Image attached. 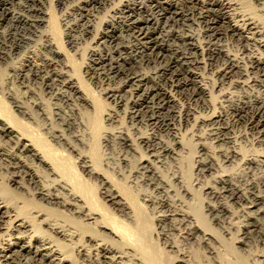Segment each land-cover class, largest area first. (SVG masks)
Here are the masks:
<instances>
[{
    "label": "rangeland",
    "instance_id": "obj_1",
    "mask_svg": "<svg viewBox=\"0 0 264 264\" xmlns=\"http://www.w3.org/2000/svg\"><path fill=\"white\" fill-rule=\"evenodd\" d=\"M42 1L45 6L36 0H0V108L7 113L12 112L13 118L29 125L24 130L38 144L41 143L39 146L43 147L40 148H44V153L48 154L60 174L57 178L63 177L107 221L115 223L134 242L143 258H146V264H174L183 253L188 260L184 264H229L231 260L240 264H264V163L244 160L246 155L264 154V135L260 133L264 130V124L262 126L258 121H252L253 111L259 109L261 104L256 102L254 107L249 105L258 95L264 98V69L255 67L252 60L259 48L231 34H216L215 31L223 32L226 29L223 22L212 26L198 18L200 11L209 14V22L221 19L219 6L194 5L188 0H144L141 5L140 2L134 5L130 0ZM241 1L245 10L264 22V0ZM167 2L173 6L168 7ZM42 7L51 13L49 19V16L45 17L47 22L38 27L39 30L43 29L42 34L11 15L16 12L34 20L39 14L35 10ZM151 14L160 18L164 27L154 29ZM37 18H40L39 15ZM147 18L150 21L145 22ZM65 21L75 23V34L81 35L79 37L83 40L76 49L70 45ZM88 22L93 25L94 33H107L99 43L93 41L94 35L77 33ZM168 32L171 35L168 36ZM47 35L53 36L64 57H69L70 72L80 79L93 99L92 105L80 101L73 90L64 84L59 74L64 69L66 71L65 67L63 69L64 59L56 58L46 47ZM144 45L147 49H143ZM144 72L161 75L162 79L165 78L162 83L168 89L174 88L173 93L184 106L196 107V113L189 119L191 121L185 118L186 122L182 123L180 132L184 145L177 148L180 150V153L176 150L178 155L165 148L176 143L172 129L164 121V118L173 117L170 112L172 107L158 111L155 108L158 98L148 99L142 106L134 105L141 98V92L133 91L134 79ZM177 80L186 85L173 87ZM203 82L212 87L211 98L198 89ZM148 84L153 85V82ZM111 88L119 89L117 98L105 94ZM9 92H14L27 103L33 112L32 120L29 119L31 122L19 115L8 98ZM239 99L247 106V111H239ZM114 108L118 116L113 121L108 120V114ZM219 114L222 117H215ZM227 121L233 126L228 131L236 132L239 137L235 144L223 138L227 129L219 130L228 126ZM53 132L67 135L72 144L91 158L103 177L109 179L113 187L117 186L115 188L126 198L135 212V219L122 215L107 200L102 179L81 168L76 151L71 146L57 143ZM81 134L84 141L78 139ZM125 134L134 139L135 149L121 139ZM0 141L15 151L16 145L12 140L0 137ZM233 149L238 154L228 155ZM0 159L6 171L1 172L4 179L15 173L20 178L23 176L27 188L30 186L29 192H19L5 182L6 185H0V194L17 203L24 214L40 204L47 205L30 194L37 184L25 174L26 168L22 170L23 164L18 162V165L17 160L8 153L0 154ZM179 175L183 176L184 182L176 178ZM51 178L54 176L49 181ZM61 190L60 193L64 194ZM254 203L257 204L255 210L249 209L250 204ZM174 204L191 212L189 214H196L201 229L213 235L212 246L219 255L202 240L201 233L192 234L194 220L184 217L183 211L169 207ZM213 206L216 210H211ZM59 210L54 213L56 216L53 215L59 222L69 220L68 225L81 229V232L83 230L84 234L92 232L91 228L71 218L67 210ZM246 224L251 225L250 233L246 231ZM235 238L242 239V242H237ZM59 242L70 256L77 257V245L63 240ZM166 242L176 246L177 251H169ZM79 263L86 264L81 260Z\"/></svg>",
    "mask_w": 264,
    "mask_h": 264
},
{
    "label": "bare ground",
    "instance_id": "obj_2",
    "mask_svg": "<svg viewBox=\"0 0 264 264\" xmlns=\"http://www.w3.org/2000/svg\"><path fill=\"white\" fill-rule=\"evenodd\" d=\"M36 1H38L39 3H42L43 5L45 4V3H43L42 0H36ZM106 1H105V3H106ZM130 1H132L134 5H136L137 2L138 3L140 2L139 3L140 5L144 4V0H130ZM130 1H129V3H130ZM151 1H153V0H151ZM258 1H261V0H258ZM59 2H62V1H59ZM156 2H157V0H156ZM159 2H162V1H159ZM188 2L194 3V5L195 4H201L203 6H212V7L219 6V9H220L219 12H220V18L221 19H217L214 22H209L210 20H207L209 17V14L208 13H202L200 11H199V17L198 18H200L201 20L208 21V24H212V26L214 24H218L220 22H223V24L226 25V27H225L226 29L223 32L215 31L216 34H221V35L222 34H224V35L231 34L232 37H238L239 39L245 40L248 43L251 42V44H254L259 49L264 50V22L259 20L256 16H254L253 13L248 12L247 9L245 10L244 9V3L241 0H188ZM102 3H104V2H102ZM138 3H137V5H138ZM167 4H168V7H169V5L173 6L171 3L167 2ZM150 5L151 4H149V6ZM66 6H68V4H66ZM84 7H86V6H84ZM35 8H36V6H35ZM43 8H46V7H42V9L37 8L35 10L37 13H39V14H36V16L38 17V15H39L40 18L36 17L34 20L25 18L22 15H19V13H17L18 14L17 15L16 12H12L11 15L14 18H18V19L20 18V20L24 21L25 23H28L29 26L34 28V30L36 32H38V33L40 32L42 34L43 32L41 30H43V29L40 28L41 30H39L38 27L47 22V20H45V17L49 16L48 19L51 17L50 11L43 9ZM118 10H116V11H118ZM68 13H69V11H68ZM151 15H152L151 20L153 21V25H154L153 28L154 29H156L157 27L158 28L164 27V26H161L160 18L154 16L153 14H151ZM114 17H116V16L114 15ZM114 17H113V19H115ZM7 19H8V17H7ZM10 19H12V18H10ZM10 19H9V21H10ZM4 20H6V19H4ZM148 21H150L149 18H147V20H145V22H148ZM65 22H66L65 23V26H66L65 29L67 30V36L69 38L70 45L72 48L76 49L81 45V42L83 41L81 39V37H79L81 35L78 36L75 34L76 27L73 25L75 23L72 24V22H67V21H65ZM88 23H85L83 26L81 25L82 27L80 29H78L77 33L80 32V34H85L88 36L94 35L93 41L95 43H99L100 39L103 36L107 35V33H105V31L100 32V33H99V31H95V33H94L93 30H95V29H94L93 25H91L90 23L88 24ZM222 25H220V26H222ZM9 27H11V26H9ZM32 28H30V30ZM43 28H45V27H43ZM114 31L115 30L113 29V32ZM145 32H147V31H145ZM101 33H102V35H101ZM119 35H118V37H119ZM169 35H171L170 32H168V36ZM31 37H33V36H31ZM52 37H51V35H49V36L47 35L45 45H46V47L48 46L50 48V50L53 53L52 55H54L56 58L58 57V59L59 58L64 59L63 69H64V67L66 68V71H64L65 69L62 70L61 72H59L58 69L56 71H58L60 76L63 78V79L62 78L61 79L64 81V84L66 86H69L73 90V92H74L73 94H75V96L77 95V98L80 101H83L88 105H92L93 99H91L90 96L85 91L82 82L80 81L79 78L76 77L75 74H73L72 71L70 72V69H69L70 61L68 59L69 57L68 56H67L68 58L64 57V55H65V54H63L64 52L62 51L60 46H58L59 44L58 45L56 44L57 42H55L54 38H52ZM22 38L26 39L25 37H22ZM39 39H40V36H39ZM27 42H29V41H27ZM16 43H17V41H16ZM45 45H44V47H45ZM163 45H164V43H163ZM20 47H21V45H20ZM142 47H143V49H145V48L147 49V47L145 45ZM259 49H258L257 55L255 54L252 57L253 65H255V67H260V68L264 69V56L262 55L264 51L263 52L259 51ZM77 51L78 50H76V52ZM256 51H257V48H256ZM53 59H55V58L53 57ZM28 60H30V59H27V61ZM50 60H49V62H50ZM235 62L238 63V61H235ZM33 63H34V65L36 64L34 61H33ZM50 63H52V62H50ZM36 65H37L36 68H39L38 64H36ZM36 72H37V70H36ZM90 75H92V74H90ZM96 77H98V76H96ZM47 78L49 79V77H47ZM136 78L137 79H134L135 81H134L133 91H135V93L141 92L140 93L141 98L136 100L134 102V105H138V106L141 105L142 106V104L147 102L148 99H152V100L155 99L156 100V98H158L159 99L157 102L158 106L155 107V108H157L158 111H161L163 109L165 110L166 107H172L170 112H171V114H173V117H170L168 119L164 118V121L167 122L168 127H170L172 129L176 143L173 145H166L165 148L167 149L168 152H171L173 154L178 155V153H180L179 152L180 150L178 151L179 145H184V141H183V138H182L181 132H180L182 123L186 122V121L184 122L185 118H186V120L191 121L189 119H190V117H192L191 115H194V112L196 111V109H195L196 107L193 108L191 106H188V107L184 106L182 104V102H180V100L177 98L176 94L173 93L172 89H174V88L168 89L165 86L166 84L162 83V81L165 78L163 77L164 79H162V76L157 74V73L151 74L149 72H144V74H141L140 76H138ZM41 79H43V78L41 77ZM97 80H95V82ZM203 80H204V78H203ZM63 81H61V82H63ZM179 81L176 82L177 83L176 85H172V86L173 87H175V86L180 87V86L186 85V83H182ZM149 82H153V85L152 84L149 85L148 84ZM96 83H98V82H96ZM204 83L205 82L200 83V85L198 84L199 85L198 89H200L202 94H204V95L206 94L207 96H209V98H211L212 94H213L212 87H209V85H207L206 83L204 84ZM215 85H216V83H215ZM154 86H156V87H154ZM62 89H63V87H62ZM104 90H106V89H104ZM64 92L66 93L67 91H64ZM68 92L70 93V89ZM118 92H119V89H112L111 88V90H109V89L106 90L105 94L108 97L117 98ZM70 95H72V94H70ZM131 97H132V95H131ZM153 97H155V98H153ZM256 97L257 98H255V100L250 99L251 102L249 103V105L250 106L253 105V107H254V104L256 102H259L261 104V106L259 107V109H256L255 111H253L252 121H254V120L258 121V123H260L263 126V124H264V98L259 97V95ZM8 98H9L10 102L13 104V106L16 108V110L20 113L19 115H21L23 119H25V120L31 119L32 120L33 112L29 108L27 103L24 100H22V97L16 95L14 92L13 93L9 92ZM77 98H75V99H77ZM71 99H72V96H71ZM78 99H77V101H78ZM208 99H207V101H208ZM229 99H231V98H229ZM80 101H79V103H80ZM85 103H84V105H85ZM237 106L240 108L239 111H245V110L247 111V108H246L247 106L244 104V102L242 103L240 101V99L237 102ZM250 108H252V107H250ZM11 114H12V112H11ZM11 114L7 113L5 110L0 108V137H2L4 139L8 138V139L12 140L16 145L15 151L12 150L11 148L7 147V145H5L6 144L5 142H3L5 144H2L0 141V154L2 155L3 153H8L11 155V157H13L15 160H17V161H15V162H17V164H18V162H19V164L20 163L23 164L24 168L22 170H24L26 168L27 170H26L25 174L27 176H29V179L31 181H33L34 183L37 184V188L35 189V191H33L30 194L34 198L38 197L39 200L44 201L43 203H46L47 205H41L40 204L41 206L39 205L37 208L33 209L29 213L24 214V213H21V211H20L21 207L17 203L13 202L12 199H10L8 196L3 195V193L0 194V264H81V263H79L80 260L82 262H86V264H146V262L144 261L146 258L145 259L143 258L142 253L139 251V249L136 248L135 244H133L134 242L132 243L131 240H129L127 238L125 233L122 232L121 230H119L116 227L117 225H114L115 223L112 224V222L107 221L105 219L104 215L101 214L100 211H98L97 209H94L91 205H89V203L85 200V198L82 197V195L80 193L75 192L73 190L72 186L69 183L64 181L63 177L60 176L59 179L57 178L60 174H59L58 170L55 168V166L52 165L51 160L47 156L48 154L44 153V151H43L44 148H40V147H43V146H39V145H41V143L39 142V144H38V142H36V139H34V137H32V135L28 134L27 133L28 131L27 132L25 131L26 130L25 127H27L29 125L26 126L25 121H23L21 119L13 118V115H11ZM21 116H20V118H21ZM117 116H118L117 110H116V108H114L108 114L107 119L113 121L114 119L117 118ZM258 116H259V118H258ZM215 117H222V115L221 114L215 115ZM226 126L227 127H222L219 130L224 131L227 129L226 131H228V130H230V128L232 129V127H233L230 125V123L228 121H227ZM122 131H121V133H122ZM233 132L230 133L228 131V132H226V134H223L222 132L221 133L223 134V138L226 139V141L228 140V141H231V143L234 142L233 144H235L237 138H239V137L237 136L236 132H234V133ZM213 133H215V132H213ZM232 133H233V135H231ZM260 133H262V135H264V130ZM53 134H54V132H53ZM53 137L57 141V143H59L61 146L62 145L66 146V147L71 146L72 150L76 151V153L78 154L77 158L79 159L78 161L80 163V167L81 168L83 167L85 170H88L90 173L93 174V176L95 175L97 178L102 179L103 184L105 185L104 186L105 187L104 193H105V197L107 198V200L110 201L112 203V205L117 210L121 211L122 215L126 214L128 216V218L132 217L135 219V217H134L135 212L133 213V210L131 209V205L130 204L128 205V201L126 200V198L115 188L117 186L113 187L112 184L109 183V179L107 180V179H105V177H103L101 172H99L97 170L96 165L94 162H92L91 158H88L86 156L87 154H84L83 151L78 149L77 145L72 144V142L69 140L68 136L65 135L64 133L61 132V133L57 134V132H56V134H54ZM78 139L82 140V141L85 140L83 134H81ZM121 139L125 143H128L130 146H132L135 149L134 139L129 134H125ZM8 145H10V143ZM125 145H127V144H125ZM236 146H238V144ZM71 147H69V148H71ZM12 148H13V146H12ZM176 150L178 151V153ZM233 153L238 154V151H236V149H235L232 153H228V155L233 154ZM263 155H260V154L259 155L256 154L254 156L253 155L252 156L246 155V157L244 156V160L248 163L249 162H255V161L264 163V156ZM4 158H6V157H4ZM0 160H2V159H0ZM2 165H4V163L3 164L0 163V185L5 184V182H6V184L8 186H10V187L14 186L12 188H14L15 190H18V191L20 190L19 192H21V191L29 192L30 186H28L29 188H27L26 184L23 182V180H24V179H22L23 176L20 178L19 175L15 174V173H12L13 174L12 175V174H10L12 172L11 171L9 173L10 176L8 177V179L7 180L4 179V177H2V174H1L2 170L4 171ZM258 165H259V163H258ZM8 171H7V174H8ZM4 172H6V171H4ZM23 175H24V173H23ZM51 176H54L53 179L51 178L52 179L51 181H53V182L49 181ZM175 176H177V175H175ZM176 178H179L180 181H183L182 175H179ZM28 182H27V185H28ZM58 186H60V188H62L64 194H62V192L60 193V188H58ZM33 190H34V188H33ZM165 203H166V201H165ZM255 203L252 205L250 204V206L249 207L247 206V207L249 209H252V210L254 208V210H255V207L257 206V204H255ZM169 207L173 208L175 211L176 210L183 211L185 214L184 217L188 216V217L192 218L194 220V224L193 225L191 224L192 225L191 231L193 232L192 234L201 233L200 237L202 238V240L206 244H208L212 247V250H213L212 252L218 254L217 249L212 246V236L213 235L211 234L212 235L211 236L210 233L208 234L204 228H202L203 229V231H202V229L199 225V221L195 216L196 214L195 215L189 214L191 212L188 211L189 212L188 213L185 209L182 210V209L178 208L175 204L170 205ZM59 208H64V210H67L70 213V216H72L71 218L76 219L80 223V225H82L84 227L91 228L92 232L84 234L83 230L81 232V229H78L74 226L68 225L69 220L67 222H65V221L59 222V220L53 216V215H55L54 213H58L59 211L62 210V209L59 210ZM244 208H243V210H244ZM211 210H216V207L213 206ZM245 210H247V209H245ZM179 211H177V212H179ZM217 211H218V209H217ZM121 212H120V214H121ZM248 213H249V211H248ZM131 221H132V219H131ZM74 222H75V220H74ZM250 227H251L250 224L246 226V231L248 233L251 232ZM191 231H189V232L191 233ZM239 231H240V229H239ZM243 236H244V234H243ZM218 239L220 240V238H218ZM235 239L237 242H242V239H239V238H235ZM59 240H63L64 242H70L72 244L77 245V254H76L77 257L75 256V258H74V257L70 256V254H68L64 250V248L62 247L64 245H62L61 244L62 242L60 243ZM221 241H223V240H221ZM165 245H166V248L170 247L169 251H177V249H175L176 246L174 247V245L168 244L167 242L165 243ZM186 261H188L187 256L183 253L181 257H179L175 260L174 264H184ZM234 261L231 260V262L229 264H232V262H234ZM238 263L240 264V262H238ZM238 263H236V261H235L234 264H238Z\"/></svg>",
    "mask_w": 264,
    "mask_h": 264
}]
</instances>
